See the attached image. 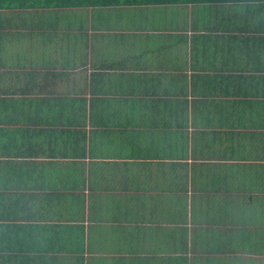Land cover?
I'll use <instances>...</instances> for the list:
<instances>
[{
    "label": "crops",
    "instance_id": "obj_1",
    "mask_svg": "<svg viewBox=\"0 0 264 264\" xmlns=\"http://www.w3.org/2000/svg\"><path fill=\"white\" fill-rule=\"evenodd\" d=\"M0 264H264V1L0 0Z\"/></svg>",
    "mask_w": 264,
    "mask_h": 264
},
{
    "label": "trees",
    "instance_id": "obj_2",
    "mask_svg": "<svg viewBox=\"0 0 264 264\" xmlns=\"http://www.w3.org/2000/svg\"><path fill=\"white\" fill-rule=\"evenodd\" d=\"M141 1H146L149 4H171V3H201V2H213V1H222V0H141ZM227 1L237 2V1H245V0H227ZM247 1H253V0H247ZM256 1H264V0H256Z\"/></svg>",
    "mask_w": 264,
    "mask_h": 264
}]
</instances>
